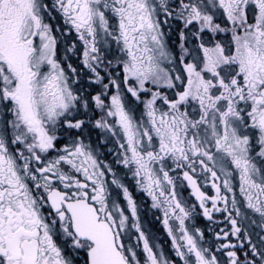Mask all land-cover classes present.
Masks as SVG:
<instances>
[{
  "label": "snow or ice",
  "instance_id": "snow-or-ice-1",
  "mask_svg": "<svg viewBox=\"0 0 264 264\" xmlns=\"http://www.w3.org/2000/svg\"><path fill=\"white\" fill-rule=\"evenodd\" d=\"M0 264H264V0H0Z\"/></svg>",
  "mask_w": 264,
  "mask_h": 264
}]
</instances>
